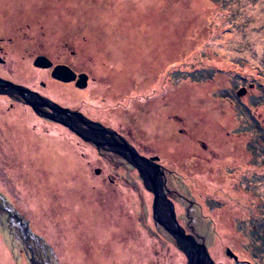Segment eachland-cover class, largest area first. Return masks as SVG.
Instances as JSON below:
<instances>
[{"label":"rangeland","instance_id":"rangeland-1","mask_svg":"<svg viewBox=\"0 0 264 264\" xmlns=\"http://www.w3.org/2000/svg\"><path fill=\"white\" fill-rule=\"evenodd\" d=\"M2 4L0 25L6 13L28 18L1 26L15 39L0 40L15 69L7 62L0 74L88 119L126 120L171 169L174 148L202 139L216 175H168L196 202L170 198L177 219L216 264H264V0ZM39 55L87 72L88 87L55 81ZM50 146L66 154L57 161ZM153 208L132 166L0 94V264H188Z\"/></svg>","mask_w":264,"mask_h":264},{"label":"flooded vegetation","instance_id":"flooded-vegetation-1","mask_svg":"<svg viewBox=\"0 0 264 264\" xmlns=\"http://www.w3.org/2000/svg\"><path fill=\"white\" fill-rule=\"evenodd\" d=\"M13 1H17V0H0V7L4 6L2 3H4L6 5L7 3L11 4ZM22 5H23V3H22ZM6 8L8 9L7 6H6ZM14 9L17 10L16 8H14ZM14 13H12V14L6 13L7 15L11 16V18L6 16L5 21L3 22L4 25L8 24L11 27L13 24L17 23L18 19L23 20V19H26L24 17L28 18V15H26V12H24L23 10L20 13L16 12L17 13L16 15ZM4 25H0V34L2 33L1 32V26H4ZM21 28H23V27H21ZM3 29H5V28H3ZM29 31H30L29 25L26 24V26H25V37L26 38L29 37V35H30ZM7 39L5 37H0V40H2L4 42H6ZM8 41L13 42V41H15V39L13 37H9ZM24 46H26V45H24ZM23 51L27 52V49H25L23 47ZM50 61H51L52 65L47 70L50 71V74L52 76H53V71L57 66L62 65V64L67 65L66 63H54L52 60H50ZM7 62H9L13 66V68L15 69V67L12 63V56L6 52L5 46L0 44V65H4V64L7 65ZM69 66L77 74L76 79L72 80V82H74L75 85L79 89L82 88L81 84H84V83H85V85H87L86 87H88L89 81H90L88 78V75L85 78L84 77L81 78L80 74H83L85 72L77 71L71 65H69ZM0 78H3L5 80H9L11 82H15V81L11 80L10 77H7L3 74H0ZM53 79L57 82H64L63 80L58 79L54 76H53ZM15 83H17V82H15ZM77 83H79V86L77 85ZM20 84L23 85L22 83H20ZM41 84L43 87L47 86L46 83H44V82H42ZM24 86L27 87V85H25V84H24ZM0 91H1L0 94L8 95L12 99H14L16 102H20V103H23L25 105L31 106L35 110V108L29 103V102H31V98H29V96H27L26 93L20 92L17 89L10 87L9 84L0 85ZM37 92H39L40 94H42L45 97L47 96V98H49V99H53L56 103L59 104V102L57 100H55L53 97H51L47 93H45L43 91L40 92L38 90H37ZM63 105H65V104H63ZM96 107L100 108L101 106L96 105ZM37 108H38V110H41L43 112L54 113V109L49 107V106H46V105L37 104ZM78 110H80L81 112L84 111L81 108H78ZM98 111L101 112L103 110L99 109ZM83 114H85V113H83ZM148 116L153 117L152 115H148ZM153 118H155V117H153ZM160 118H161V116H160ZM160 118L157 117L155 119L160 120ZM83 119H86V118H82L81 120L77 121V129L79 132L74 131V133L79 135L83 140H85L83 138L84 136L85 137H91L92 140H85V141L91 142L97 148L101 157H105V158H108V159L113 160V161L118 160L122 163H125V167H127V168L129 166H132L133 169L137 170L139 172V175L141 176L139 169L130 162L131 156L129 153H131V152L128 150V148L125 147V155H124L122 150H121L122 148L119 145H114V146L110 145L107 140H109L111 142H114V140H117L120 143H125V145H130V146L134 147L140 155L149 158L148 159L149 162L148 161L146 162V167L149 169H151V168L153 169L154 173L152 172V175H155V173H156L155 171H158L159 175H162V179L164 180V184H163L164 192L172 200H173V197H183L185 200L190 201L191 206L196 205V202L193 199H189L186 195L181 193L177 188H173L169 185L168 175H176V180H177L176 183L180 184V182L186 181L189 178H187V177L179 178V177H177V175H206L207 172H210L212 175L215 172L214 169H211L209 167H205L204 165L207 161H209L210 158L217 156V154L213 150H211L210 147L208 145H206L204 141H202V139H199L201 141H199L198 143L201 146L198 147L197 150H195V148L193 146L194 141L190 142V140H188V143L186 146L174 148L173 154H172V157L170 160V162L172 163L174 168L171 169L170 167H166V165L161 162L163 159L162 155L157 154L155 152H152L153 150L146 151L144 149L147 145L139 142V139L137 138V133L131 129V127L129 126V124L127 123L126 120H123V122H125V125L123 123H121V124H119L120 127H117L116 125H112V122H109V121H111L110 119L108 121H105L103 119L100 120L98 118L97 119L92 118V120L87 118L88 120L93 122L92 124L86 123L85 121H83ZM95 122H98V123L102 124L103 126H105L106 127L105 131H102L101 125H99L98 123H95ZM123 126H125V127H123ZM122 130H125V133H123ZM114 143H116V142H114ZM182 143L184 144L185 142H182ZM183 147H185L187 149H181ZM220 170H221V167L216 169L217 175H220ZM176 171H177V173H175ZM213 175H216V174L214 173ZM156 186H157V188H156L157 190H162V192H163L161 183L159 184L156 182ZM160 201H161V199H159V201H157V202L159 203ZM154 203H155V194H154ZM163 205H164V203H163ZM191 206L188 208V214H189L190 220H193V217L190 215ZM160 209H161V202L159 204H156V211H155V209L153 210L154 211V217H155L156 221L159 223V225L165 227L162 223H166V220H165V217L162 215V213H160ZM197 238H198L197 240H200V238H202V237L198 236ZM175 241L177 242L176 238H175Z\"/></svg>","mask_w":264,"mask_h":264},{"label":"water","instance_id":"water-1","mask_svg":"<svg viewBox=\"0 0 264 264\" xmlns=\"http://www.w3.org/2000/svg\"><path fill=\"white\" fill-rule=\"evenodd\" d=\"M35 63L36 65H40L43 67H48L52 65L48 57L44 55H39ZM53 76L63 81H70V80H75L77 74L68 65H59L54 69ZM86 76L87 74L85 73L80 74L81 78L82 77L85 78ZM5 84H9L10 87L17 89L20 92L26 93L27 96L31 98V102L29 103L35 108V110L40 115L51 117L54 120L60 121L61 123L68 126L75 132H79L77 129L78 120H81L82 118H86L83 119V121H85L88 124L93 123L78 111H73L67 107H62L60 104L56 103L55 101H52L49 98L40 95L35 91L30 90L26 86L16 84L9 80L0 78V85H5ZM77 85L79 86V83H77ZM84 85L85 83L81 84V87ZM36 103L53 108L54 113H47L38 110ZM98 124L101 125L102 131H105L106 127L100 123ZM83 138L85 140H92L91 137L84 136ZM107 141L110 145L113 146L119 145L122 148L121 150L124 155H125V147H127L128 150L131 152L129 153L131 156L130 162L139 169L141 173V177L144 179L145 186L155 194V203H154L155 211H156V204H159L161 202L160 213H162V215L165 217L166 223H162L161 221L160 222L165 226V229L176 238L179 247L184 251V253L188 258V264H216L206 246L205 241L203 240L200 242L193 234L186 233L184 228L180 225L177 219L175 204L169 198V196L164 192L163 189L164 180L162 179V175H159L158 171H155L156 172L155 175H152V172L154 173L153 169L152 168L149 169L146 167V162L147 161L149 162L148 160L149 158L140 155L138 151L130 145H125V143H120L117 140H114V142L116 143L111 142L109 140ZM156 182L159 184L161 183L163 192L162 190L156 189L157 188ZM159 199H161V201L158 203L157 201H159ZM227 254L233 257L236 261H239L238 255L230 248L227 249Z\"/></svg>","mask_w":264,"mask_h":264},{"label":"bare ground","instance_id":"bare-ground-1","mask_svg":"<svg viewBox=\"0 0 264 264\" xmlns=\"http://www.w3.org/2000/svg\"><path fill=\"white\" fill-rule=\"evenodd\" d=\"M38 113V112H37ZM39 114V113H38ZM40 115V114H39ZM41 116H43V115H41ZM43 117H46V116H43ZM52 149H50V151H53V153H55V156H54V154H53V157H54V159L55 160H57V161H59V160H61V158H62V156H64L66 153H65V151H66V149L65 148H55V147H53V146H50ZM50 154V153H49ZM141 177V176H140ZM142 178V177H141ZM142 180H143V182H144V179L142 178ZM144 185H145V182H144ZM148 189V188H147ZM152 192V191H151Z\"/></svg>","mask_w":264,"mask_h":264}]
</instances>
